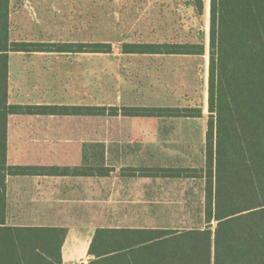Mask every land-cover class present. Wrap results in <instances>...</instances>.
Returning a JSON list of instances; mask_svg holds the SVG:
<instances>
[{"label":"trees","instance_id":"trees-1","mask_svg":"<svg viewBox=\"0 0 264 264\" xmlns=\"http://www.w3.org/2000/svg\"><path fill=\"white\" fill-rule=\"evenodd\" d=\"M194 1L204 13L203 1ZM209 38L205 166L127 168L129 175L204 178L206 227H98L89 264H264V0H210ZM121 49L204 55L206 42H124ZM17 51L110 53L113 45L15 40L11 0H0V187L7 175L109 176L113 170L105 150L85 154L75 166L9 165L11 115L203 116L200 107L10 103V54ZM67 232L0 219V264H63Z\"/></svg>","mask_w":264,"mask_h":264},{"label":"rangeland","instance_id":"rangeland-1","mask_svg":"<svg viewBox=\"0 0 264 264\" xmlns=\"http://www.w3.org/2000/svg\"><path fill=\"white\" fill-rule=\"evenodd\" d=\"M202 1L205 9L201 14L194 0H11L12 37L15 40L111 42L113 45L112 53L14 55L11 66V97L14 101L190 104L203 108L205 119L15 117L11 121L12 131L51 130L61 132L65 138L39 140L54 144L52 154L49 150L43 154L39 150H33L35 153L30 150L25 155L12 151L10 162L29 160L79 165L84 156V145L103 142L109 152L107 163L112 160L139 168L204 167L209 118L210 0ZM187 41L206 42V54L198 57L142 56L124 54L121 49L124 42ZM31 61L35 63L29 68ZM19 62L27 69L26 77H30L25 90L17 89L20 86L16 83L18 73H21L17 67ZM54 62L61 67H48ZM173 65H176L175 70L166 69ZM155 131H161L162 136L148 135ZM165 134L166 138L163 137ZM88 147L90 154L99 152L96 146ZM115 180L113 176L101 181L102 226L110 224L108 191ZM188 181L182 180L175 186L161 179H133V189L140 186L145 189L149 182L151 199L161 198V202L148 203L149 216L141 211L146 204H133L131 222L150 227H206L205 181L202 178Z\"/></svg>","mask_w":264,"mask_h":264},{"label":"crops","instance_id":"crops-1","mask_svg":"<svg viewBox=\"0 0 264 264\" xmlns=\"http://www.w3.org/2000/svg\"><path fill=\"white\" fill-rule=\"evenodd\" d=\"M188 42V41H187ZM162 43V42H159ZM171 43H185V42H171ZM198 43V42H189ZM112 53V52H110ZM124 53V52H123ZM66 55V54H101L99 52H25L17 51L10 54V78H9V101L10 103L19 104H47V105H105V104H86V103H62V102H44V101H14L12 99V63L14 55ZM127 55H157V56H177V57H198L199 54H184V53H124ZM22 57V56H20ZM32 58V57H30ZM35 62L31 61L30 67L32 68ZM20 74L18 73L19 80L17 89L25 90V85L29 84L30 77H26L27 69L25 66L18 63ZM48 67L53 69L60 68L61 64L54 62ZM176 65L166 69L175 70ZM182 72L180 71V74ZM107 106H163V107H197L190 104H160V105H107ZM203 109V108H202ZM17 119H34V117H43L59 120L62 118H119V119H142V120H159V119H184L186 121H195L198 119H205L204 110L201 117H173V116H75V115H31V114H14L9 119L8 131V164L9 165H25V164H39V165H60L47 161H29L18 160L10 162V154L12 151L21 152L25 155L26 152L35 150L43 151L49 150L52 154L54 144L48 143L46 139L65 138L61 132L51 130H11V121L13 118ZM208 128V126H207ZM207 133V130H206ZM162 136L161 131L151 132L148 135ZM146 135V132H145ZM144 134L142 136L146 137ZM163 136L164 138L167 137ZM206 137V136H205ZM103 142H97L91 145H84L82 154H89L87 151L88 146H96L97 151L93 155H100L102 150H105L106 162L107 155L109 154L107 147ZM34 152V151H33ZM35 153V152H34ZM45 153V154H46ZM83 161V159H82ZM81 161V163H82ZM80 163V164H81ZM79 164V163H78ZM64 165L75 166L77 163H65ZM107 165L111 166L113 170L109 176H54V175H7L5 178L4 187H0L4 207L0 209V219L4 220L7 225H31V226H62L68 228L67 237L62 246L63 264H89V249L98 227H111V228H159L169 227L161 225H143L132 223V209L133 204L138 203L144 206L142 213H149L148 203L150 201L161 202V198L151 199L152 192L149 191V182L144 187L133 189L131 181L140 177L161 179L165 183H172L177 185L180 182H189V179H196L195 177H162V176H142L140 171H135L136 175H129L127 168H138L137 166L124 165L123 163H115L111 160ZM169 168V167H187L198 168L192 166H141L140 168ZM119 168V169H118ZM202 168V167H201ZM115 177V183H111L109 187V220L108 226H102L101 220V203H102V183L101 181L106 178ZM204 179V178H202ZM205 181V179H204ZM159 192V191H158ZM154 194V193H153ZM155 197V195H152ZM159 197V196H156ZM205 197V193H204ZM134 210V209H133ZM176 228V227H170ZM123 261V257L119 258Z\"/></svg>","mask_w":264,"mask_h":264},{"label":"bare ground","instance_id":"bare-ground-1","mask_svg":"<svg viewBox=\"0 0 264 264\" xmlns=\"http://www.w3.org/2000/svg\"><path fill=\"white\" fill-rule=\"evenodd\" d=\"M210 7V6H209Z\"/></svg>","mask_w":264,"mask_h":264},{"label":"water","instance_id":"water-1","mask_svg":"<svg viewBox=\"0 0 264 264\" xmlns=\"http://www.w3.org/2000/svg\"><path fill=\"white\" fill-rule=\"evenodd\" d=\"M210 39V38H209Z\"/></svg>","mask_w":264,"mask_h":264}]
</instances>
